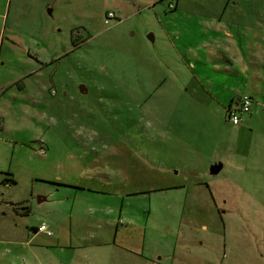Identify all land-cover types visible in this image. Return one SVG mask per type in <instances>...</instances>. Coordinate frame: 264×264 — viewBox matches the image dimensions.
Returning a JSON list of instances; mask_svg holds the SVG:
<instances>
[{"label":"rangeland","instance_id":"rangeland-1","mask_svg":"<svg viewBox=\"0 0 264 264\" xmlns=\"http://www.w3.org/2000/svg\"><path fill=\"white\" fill-rule=\"evenodd\" d=\"M221 11L263 26L264 0H0V197L6 176L29 194L125 151L117 200L170 228L153 242L177 240L174 264H264V100L234 125L213 99L181 96L189 66L164 33Z\"/></svg>","mask_w":264,"mask_h":264},{"label":"crops","instance_id":"crops-1","mask_svg":"<svg viewBox=\"0 0 264 264\" xmlns=\"http://www.w3.org/2000/svg\"><path fill=\"white\" fill-rule=\"evenodd\" d=\"M164 15L162 22L178 18L173 12ZM198 19L190 28L163 25L165 37L174 34L175 48L187 57H179L187 61L190 73L180 95L211 98L217 110L225 112L236 107L245 93L253 97L254 106L260 104L264 100V23L256 28L241 14L225 11ZM72 152L70 157L81 155ZM92 154L108 160L95 167L96 156L89 163L71 164L68 179L40 181L47 187L38 191L32 183L29 194H20L13 176L2 179L9 191L0 197V212L10 216L11 222L0 219V264H174L177 240L172 250L153 242L170 228L158 229L151 216L139 217L131 200H117L126 181L118 159L126 156L125 151ZM90 155L84 152L81 157ZM152 168L161 169L159 164ZM42 223L52 235L36 231Z\"/></svg>","mask_w":264,"mask_h":264},{"label":"built area","instance_id":"built-area-1","mask_svg":"<svg viewBox=\"0 0 264 264\" xmlns=\"http://www.w3.org/2000/svg\"><path fill=\"white\" fill-rule=\"evenodd\" d=\"M174 6L175 5H173L172 3L168 4L169 8H174ZM114 18H116V15L113 12H108L106 13L104 21L106 24H108ZM254 104L255 101L250 94H242L238 99L236 107L228 110L229 121L234 125H238L242 120V115L251 113ZM41 152H43V150H41ZM36 231L43 232L47 235H52L51 229L45 223H42Z\"/></svg>","mask_w":264,"mask_h":264},{"label":"water","instance_id":"water-1","mask_svg":"<svg viewBox=\"0 0 264 264\" xmlns=\"http://www.w3.org/2000/svg\"><path fill=\"white\" fill-rule=\"evenodd\" d=\"M48 12H51V10L49 9ZM148 38L153 40V35L152 34L148 35ZM222 168H223V164L221 162L216 161L210 165V168L208 170L210 174L214 175L219 173V171Z\"/></svg>","mask_w":264,"mask_h":264},{"label":"flooded vegetation","instance_id":"flooded-vegetation-1","mask_svg":"<svg viewBox=\"0 0 264 264\" xmlns=\"http://www.w3.org/2000/svg\"><path fill=\"white\" fill-rule=\"evenodd\" d=\"M81 89H83V88H82V85H81ZM62 96H63L64 98L68 97L67 92H64V93L62 94Z\"/></svg>","mask_w":264,"mask_h":264},{"label":"trees","instance_id":"trees-1","mask_svg":"<svg viewBox=\"0 0 264 264\" xmlns=\"http://www.w3.org/2000/svg\"><path fill=\"white\" fill-rule=\"evenodd\" d=\"M264 23V22H263ZM5 181V180H4Z\"/></svg>","mask_w":264,"mask_h":264}]
</instances>
